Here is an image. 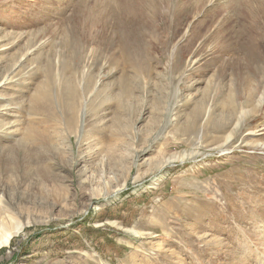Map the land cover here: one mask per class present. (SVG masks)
<instances>
[{
  "label": "rangeland",
  "instance_id": "rangeland-1",
  "mask_svg": "<svg viewBox=\"0 0 264 264\" xmlns=\"http://www.w3.org/2000/svg\"><path fill=\"white\" fill-rule=\"evenodd\" d=\"M18 223L0 264H264V0H0Z\"/></svg>",
  "mask_w": 264,
  "mask_h": 264
},
{
  "label": "bare ground",
  "instance_id": "bare-ground-1",
  "mask_svg": "<svg viewBox=\"0 0 264 264\" xmlns=\"http://www.w3.org/2000/svg\"><path fill=\"white\" fill-rule=\"evenodd\" d=\"M43 97L46 98V99H49V100H50V98H49V96L47 95V93L42 94V98H43ZM39 100H40V96L38 95V96L33 100L32 107H36V105L39 104ZM33 110L35 111V108H33L32 111H33ZM232 112H233V111H232ZM29 137H30V134L27 133V138L29 139ZM31 162H32V158L29 159V161H28V163H27L26 165H29ZM38 162H39V160H37V163H38ZM1 210H2V211H1L2 213H5V212H6V208H5V206H3V207L1 208ZM26 222H27V224L29 223V221H26ZM23 228H24V224H22V223H18V224H16V225L13 227V229L8 230L7 232L1 234V235H0V248L3 247V246H7L8 243L10 242V240L12 239V237H13L14 235L18 234L19 232H21Z\"/></svg>",
  "mask_w": 264,
  "mask_h": 264
}]
</instances>
